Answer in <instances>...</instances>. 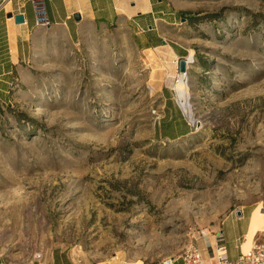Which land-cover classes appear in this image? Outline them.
<instances>
[{"label": "rangeland", "instance_id": "1", "mask_svg": "<svg viewBox=\"0 0 264 264\" xmlns=\"http://www.w3.org/2000/svg\"><path fill=\"white\" fill-rule=\"evenodd\" d=\"M162 5L156 49L120 24L38 26L1 65V262L159 264L237 212L248 244L264 233V0ZM175 114L189 134L167 139Z\"/></svg>", "mask_w": 264, "mask_h": 264}, {"label": "crops", "instance_id": "2", "mask_svg": "<svg viewBox=\"0 0 264 264\" xmlns=\"http://www.w3.org/2000/svg\"><path fill=\"white\" fill-rule=\"evenodd\" d=\"M42 1L50 27L65 28L70 36L76 38V40L79 39V35L85 29L97 31L98 29H110L120 24V26H125L133 31L136 36L134 37L135 43L141 50L147 51L159 47L157 43L160 42V39L153 25L155 26V22L162 20L161 16L165 15L166 10L162 5L163 0ZM0 6L3 7L0 12V40L5 41L7 55L5 58L13 66L12 58L18 57V45L24 42L28 30H33L38 26L35 24L32 4L29 0H0ZM8 13L13 15L22 14L24 22L16 24L12 18L6 17ZM74 14L79 15L78 21L73 18ZM11 44L14 45L15 51L11 49ZM1 59L4 58H1L0 54V62ZM2 73L5 74L4 71ZM177 122L182 124L179 131L170 129L171 124ZM159 133L166 135L165 138L171 139L170 137H174L176 133H179V137H185L189 134V130L182 115L175 114V116H170L169 121L163 124L162 128H159ZM226 220H231L234 227L232 226L229 232V238L225 239L223 230H221V233L228 258L234 261L239 253V245L242 247L245 235L249 234L250 225L238 233L235 227L243 220V217L240 219L237 216L229 217ZM203 256L205 261L211 262L209 250ZM0 264L5 263L0 261ZM25 264H80V262L75 261L69 253L63 250H55L44 261Z\"/></svg>", "mask_w": 264, "mask_h": 264}, {"label": "built area", "instance_id": "3", "mask_svg": "<svg viewBox=\"0 0 264 264\" xmlns=\"http://www.w3.org/2000/svg\"><path fill=\"white\" fill-rule=\"evenodd\" d=\"M35 17V24L40 27L49 25L46 16L45 7L42 0H29ZM3 9L0 6V12ZM223 236L220 232L215 235V246L209 245L211 262L204 259L203 251L189 246L178 257H168L163 259L159 264H264V233L254 240L252 246L248 249H242L239 245V253L234 261L228 258L227 249L223 243Z\"/></svg>", "mask_w": 264, "mask_h": 264}, {"label": "bare ground", "instance_id": "4", "mask_svg": "<svg viewBox=\"0 0 264 264\" xmlns=\"http://www.w3.org/2000/svg\"><path fill=\"white\" fill-rule=\"evenodd\" d=\"M193 59V58H192ZM189 60H191V56H189L188 57V61ZM186 62V61H185ZM187 65V64H186ZM184 74L182 73L181 74V76H180V78H179V80H178V85H177V91H178V93H179V97H180V99H184L183 98V94H185L186 93V85H185V83H184V78L183 77H185V76H183ZM183 76V77H182ZM187 95V94H186ZM187 97V96H186ZM188 98V97H187ZM252 246V244H248V240H247V236L245 235V240L243 241V243H242V247H243V249H248V248H250ZM125 262V261H124ZM140 262V261H139ZM128 264H138V262L137 263H128ZM140 264H142V263H140Z\"/></svg>", "mask_w": 264, "mask_h": 264}, {"label": "water", "instance_id": "5", "mask_svg": "<svg viewBox=\"0 0 264 264\" xmlns=\"http://www.w3.org/2000/svg\"><path fill=\"white\" fill-rule=\"evenodd\" d=\"M6 17L7 18H12L16 24H22L24 22V17H23L22 14L13 15L11 13H8L6 15ZM73 18L75 19V21H78L80 17H79L78 14H74L73 15ZM185 65H186V62L184 60H181L180 63H179V71L181 73H184L185 72ZM236 216L237 217H240L241 216V213L237 212L236 213Z\"/></svg>", "mask_w": 264, "mask_h": 264}, {"label": "trees", "instance_id": "6", "mask_svg": "<svg viewBox=\"0 0 264 264\" xmlns=\"http://www.w3.org/2000/svg\"><path fill=\"white\" fill-rule=\"evenodd\" d=\"M183 14H187V13H184V12H179V19L182 20V16ZM0 54H1V58H4V59H1V62L0 64L2 65V68L3 66L5 67H12V65L8 62V60L5 58L7 55H6V45H5V41H1L0 40Z\"/></svg>", "mask_w": 264, "mask_h": 264}]
</instances>
